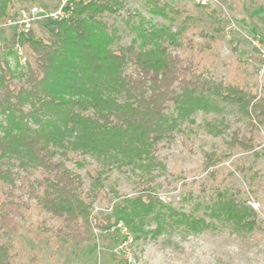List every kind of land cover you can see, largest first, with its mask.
Wrapping results in <instances>:
<instances>
[{"label": "trees", "instance_id": "obj_1", "mask_svg": "<svg viewBox=\"0 0 264 264\" xmlns=\"http://www.w3.org/2000/svg\"><path fill=\"white\" fill-rule=\"evenodd\" d=\"M30 2L50 9L47 0H0V20L15 16L11 10L16 5L26 7ZM70 3L67 17L51 21V35L36 36L31 30L23 38L34 65L30 66L28 87L15 81L6 57L12 50L16 53L13 44L7 42L0 48V78L5 90L0 100L4 115L0 119V181L9 185L0 189V264L21 263L12 237H4L9 204L30 208L34 200L46 212L47 216L37 220V231L28 227L35 238L59 239L80 219L89 222L93 199L85 200L81 174L65 163L73 149L97 155L101 161L95 177L99 184L115 166L139 170L140 193L117 203L113 214L103 225L98 224L103 229L124 223L135 239L142 234L171 236L176 230L186 237L222 226L243 237L261 230L257 209L238 195V188L226 184L216 187L217 199L208 212L210 219H206L167 206L152 185L154 171L164 166L158 143L172 141L176 131L189 137L198 111L219 110V103L238 106L248 117L250 128L248 133L240 128L232 131L226 141L227 153L205 152V166H215L235 148L260 155L262 143L256 132L264 128V83L255 93L232 78L218 81L205 76L193 59L170 51L172 44L199 51L211 49L224 27L210 24L202 28L196 32L202 36L197 41L186 30L196 25L198 17L187 14L173 31L163 26L143 34V46L147 47L113 48L116 28L106 16L119 13L126 0ZM129 63L137 69L135 74L125 73ZM39 87L44 89L43 97L37 98L35 107L26 108L27 98L37 96ZM183 124H187L186 129ZM228 124L222 119H207L204 128L217 136ZM239 169L250 171L252 166L241 164ZM257 174L254 171L249 176ZM52 218L57 221L50 223ZM149 218L156 226L145 229Z\"/></svg>", "mask_w": 264, "mask_h": 264}, {"label": "rangeland", "instance_id": "obj_2", "mask_svg": "<svg viewBox=\"0 0 264 264\" xmlns=\"http://www.w3.org/2000/svg\"><path fill=\"white\" fill-rule=\"evenodd\" d=\"M71 1L47 0L51 10H63L61 17L70 14L67 7L72 5ZM31 5L35 3H27L26 7ZM20 7L23 6L16 5L11 13L16 16V10ZM187 14L198 17L196 25L186 30L188 35L200 41L202 36L197 31L209 28L210 24H220L224 30L219 34V41L211 49L200 51L182 44H172L170 51L183 59H193L205 76L218 81L232 78L247 90L258 92L264 83V0H126L125 7L119 13L106 16L116 28L117 35L111 46L125 48L133 45L134 49H139L143 46V34L163 26L173 31ZM15 16L0 20L3 25L0 27V48L4 43H11L16 35L14 24L4 25ZM175 19L176 22H173ZM51 21L37 23L33 28L34 34L44 37L51 35ZM21 43L27 58L25 62L13 50L6 57L15 73V81L28 87L33 58L25 42L22 40ZM136 72L133 64L125 67L127 74ZM38 92L39 96L27 98L26 108L38 103L40 95L43 97L42 87L38 88ZM4 93V82L0 78V100ZM168 103L171 104L170 101ZM219 104V110L198 111L195 130L189 137L176 131L172 141L164 139L158 143L164 166L154 171L152 185L167 206L206 219H210L208 212L217 199L216 187L226 184L238 188V195L247 198L257 209L261 230L243 237L229 226H222L216 231L205 230L186 237L176 230L171 236L165 233L152 238L142 234L135 239L124 223H120L118 228L112 226L103 229L98 224L103 225V220L113 214V207L117 203L140 193L139 170L133 171L128 165L115 166L104 174L99 184L95 178L101 163L97 155L82 154L73 149L68 151L65 163L81 174L85 200L93 199L90 220L85 223L80 219L73 223L59 239L49 236L35 238L28 227L37 231V220L47 216L46 212L34 200L30 208L7 205L4 237L10 235L19 249V264H264V128L256 132V137L262 143L260 155L235 148L223 161L206 167L205 152L227 153L226 141L232 131L240 128L242 133H248L250 128L248 117L238 106ZM3 117L0 113V119ZM207 119H222L229 124L225 132L215 136L204 128ZM186 125L183 124V128L186 129ZM241 164L252 166V170L241 171ZM254 171L258 174L250 177L249 174ZM8 186L0 181V189ZM1 194L0 190V197ZM50 221L54 223L57 219ZM146 223L145 229L156 226L152 218Z\"/></svg>", "mask_w": 264, "mask_h": 264}, {"label": "built area", "instance_id": "obj_3", "mask_svg": "<svg viewBox=\"0 0 264 264\" xmlns=\"http://www.w3.org/2000/svg\"><path fill=\"white\" fill-rule=\"evenodd\" d=\"M63 15V10H51L41 5H31L20 7L13 19H8L4 25H12L16 27V35L12 40L13 48L22 62L26 61V55L23 51L22 43L24 37L28 36L34 26L44 20H54ZM3 25L0 24V27Z\"/></svg>", "mask_w": 264, "mask_h": 264}]
</instances>
